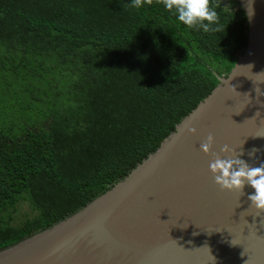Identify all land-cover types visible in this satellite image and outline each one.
Here are the masks:
<instances>
[{"label":"trees","instance_id":"16d2710c","mask_svg":"<svg viewBox=\"0 0 264 264\" xmlns=\"http://www.w3.org/2000/svg\"><path fill=\"white\" fill-rule=\"evenodd\" d=\"M130 3L0 0V249L125 177L247 45L237 0L207 33Z\"/></svg>","mask_w":264,"mask_h":264},{"label":"water","instance_id":"95a60500","mask_svg":"<svg viewBox=\"0 0 264 264\" xmlns=\"http://www.w3.org/2000/svg\"><path fill=\"white\" fill-rule=\"evenodd\" d=\"M237 2L247 45L212 92L109 189L0 249V264H264L254 189L222 190L209 169L225 144L249 166L264 162V0Z\"/></svg>","mask_w":264,"mask_h":264},{"label":"clouds","instance_id":"9594fccd","mask_svg":"<svg viewBox=\"0 0 264 264\" xmlns=\"http://www.w3.org/2000/svg\"><path fill=\"white\" fill-rule=\"evenodd\" d=\"M153 0H131L130 6L134 8L143 7L145 4L152 5ZM156 3L163 4L164 7L176 15L177 19L185 26L196 30L202 29L204 32L219 31V16L212 6V0H156ZM250 14V13H249ZM195 133V128H189ZM214 138L209 135L200 148L205 154L211 151ZM257 150L253 149L250 156ZM225 154L224 158L216 155L210 162L209 169L215 178V182L222 190L239 191L243 193L245 185L254 189V193L248 196L251 204L257 212H264V162L258 167L240 159L235 151L225 144L221 148Z\"/></svg>","mask_w":264,"mask_h":264}]
</instances>
